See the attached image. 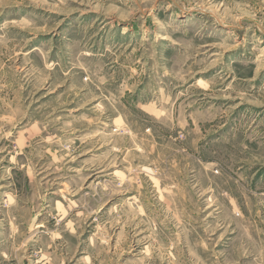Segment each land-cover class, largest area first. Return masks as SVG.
<instances>
[{"label": "rangeland", "instance_id": "1", "mask_svg": "<svg viewBox=\"0 0 264 264\" xmlns=\"http://www.w3.org/2000/svg\"><path fill=\"white\" fill-rule=\"evenodd\" d=\"M0 264H264V0H0Z\"/></svg>", "mask_w": 264, "mask_h": 264}]
</instances>
